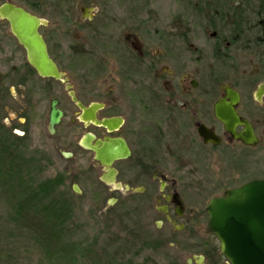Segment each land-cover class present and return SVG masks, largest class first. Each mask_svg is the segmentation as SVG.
<instances>
[{"label": "flooded vegetation", "instance_id": "obj_1", "mask_svg": "<svg viewBox=\"0 0 264 264\" xmlns=\"http://www.w3.org/2000/svg\"><path fill=\"white\" fill-rule=\"evenodd\" d=\"M65 2L54 0L49 6L48 0H0V9L12 4L40 20L39 32L61 73L60 79L42 76L9 19L0 15V110L13 114L12 134L23 133L19 137L24 138L29 181L37 184V178L55 171L49 177L53 188L65 191L72 203L122 206L123 215H134L135 228L150 239L151 222L158 228L168 223L172 235L188 236L191 208L184 192L192 172H203L208 157H237L238 149L248 153L264 142V44L259 45L256 35L264 29V0H188V20L171 23L164 33L157 30L147 46L138 23H122L110 52L99 46L90 51L94 57L103 49L107 60L104 68L93 61L106 76L102 84L89 86L98 93L95 97L90 92L88 101L79 78L73 82L71 71L63 70L61 50L56 54L52 45L53 37L66 39L60 32ZM81 4V19L72 21L77 26L70 28L80 27L81 21L90 23L94 17L89 15L99 9ZM52 11L60 19L53 22ZM90 24L91 40L97 44L101 27ZM81 50L70 47L69 60L81 62ZM229 88L240 96L236 112L252 125L258 139L254 145L235 139L216 117L215 105ZM54 101L62 117L52 128ZM94 104V120H83L81 105L89 109ZM104 120L111 121V128L100 124ZM246 173L243 168L234 172L232 185L212 198L264 180V174Z\"/></svg>", "mask_w": 264, "mask_h": 264}, {"label": "rangeland", "instance_id": "obj_2", "mask_svg": "<svg viewBox=\"0 0 264 264\" xmlns=\"http://www.w3.org/2000/svg\"><path fill=\"white\" fill-rule=\"evenodd\" d=\"M187 1L67 0V2L61 3V7H64V15L61 18L63 25L60 29L61 34L66 39L57 40V37H53L54 52L56 53L57 48L61 50L58 55L66 60L63 70L71 71L69 75L73 82L76 77L79 78L80 83L79 81L76 82L81 84V88L84 89L82 96L88 101L93 95L96 97L98 93L89 90V86L102 84L106 76L105 72L95 68V63L104 68L107 60L102 55L103 49L96 51L98 55L94 57L90 55V51L93 52L92 49H95V46L109 50L116 42V37H119V32L123 30L121 27L124 22H135V24L133 23L134 26L138 23L142 27V38L145 46L147 43L151 44V39L157 30L164 33L167 32L171 23L176 22L178 24L188 20V16L185 14ZM191 1L195 3L196 0ZM84 2L91 8L99 7L97 12L92 13V16L89 15L91 18L94 17L90 23H95L97 28L101 27V37L96 41L98 45L91 40L93 38V30L91 29L93 25L88 23L89 21H81L80 27L70 28V26H77L76 24L72 25V21H80L82 16L81 3ZM47 5L54 6V0H48ZM66 5L67 7H65ZM56 17L60 19V15L52 11L50 18L53 22ZM100 22L105 23L104 26L98 25ZM53 27L52 23L49 27L52 32ZM107 37L114 39L110 41L106 39ZM73 45L84 50L80 51L84 58L81 62L69 60V49ZM58 55L56 57H59ZM97 88L99 87L97 86ZM90 92H93V95ZM3 115L2 123L9 127L13 114L6 109ZM22 134V132H18L17 135L22 136ZM19 151L26 157L24 146H20ZM237 153V157L228 159L220 156L221 153H218V157H208L205 169L202 168L203 172H199L197 175L192 172L190 181H188L189 187L184 192L191 208V220L188 224L191 231L188 236L172 235L173 228L168 223L160 224L158 228L155 222H151L149 227L152 240L149 237L150 240L146 243L150 246L144 247L140 243L141 237H144L141 234L143 232L140 231L139 227L135 228L134 215H130L129 218L125 217L122 206L84 205L79 200H75L74 203L77 204L74 205L73 203L74 219L78 230L74 238L88 242L96 239L95 246L97 249H104L107 252H110L114 246L115 248L119 247L124 239L126 242L132 241V246L130 245L132 250L126 251L124 259L132 260L134 264H197L195 258H198L199 255L206 257L204 264H228L219 252V241L208 230L204 209L212 197L223 194L227 186L232 185L234 177L236 178L233 173H237L239 169L246 170V174L249 176L264 174V142L255 150H249V154L241 148L237 150ZM197 167L200 168L199 165ZM54 172L43 174L36 180H39L38 182L47 180L53 176ZM9 211V202L0 192V264H47L45 246L38 241L39 236L43 233L37 229L36 223L30 222L28 226H17L10 220ZM161 236L166 238L162 239ZM190 259L193 260L192 263H188Z\"/></svg>", "mask_w": 264, "mask_h": 264}, {"label": "water", "instance_id": "obj_3", "mask_svg": "<svg viewBox=\"0 0 264 264\" xmlns=\"http://www.w3.org/2000/svg\"><path fill=\"white\" fill-rule=\"evenodd\" d=\"M0 15L9 19L12 31L26 49L32 66L44 77L60 79L61 73L49 56L47 45L39 32L40 20L23 9L5 4ZM240 101L237 92L227 89V95L215 105L216 117L235 139L254 145L258 139L252 125L242 120L236 106ZM52 103L51 127L59 123L62 112ZM83 109V120H94L97 104ZM101 125L111 128V121ZM244 131L238 133L237 126ZM208 229L219 241V252L228 264H264V180H253L240 187L227 190L223 197L212 198L207 205ZM204 257L200 256L198 264ZM189 263L192 260L188 261Z\"/></svg>", "mask_w": 264, "mask_h": 264}, {"label": "trees", "instance_id": "obj_4", "mask_svg": "<svg viewBox=\"0 0 264 264\" xmlns=\"http://www.w3.org/2000/svg\"><path fill=\"white\" fill-rule=\"evenodd\" d=\"M262 30L256 33L260 46L264 44L260 41L264 39ZM3 116L0 110V192L9 202L8 216L15 225L28 226L34 222L43 233L38 241L45 246L47 264H134L132 260L124 259L126 251L132 250V241L124 239L119 247L114 246L107 252L97 249L96 239L88 242L74 238L78 229L73 203L65 191L53 188V180L37 184L29 181L31 171L19 151V147L24 146V138L12 134L11 129L2 123ZM141 238V246L149 247L146 242L150 239Z\"/></svg>", "mask_w": 264, "mask_h": 264}]
</instances>
